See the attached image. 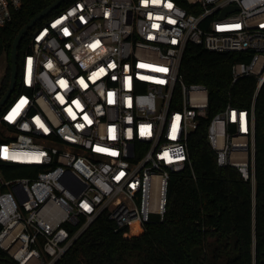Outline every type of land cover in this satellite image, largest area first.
<instances>
[{
  "label": "built area",
  "instance_id": "obj_1",
  "mask_svg": "<svg viewBox=\"0 0 264 264\" xmlns=\"http://www.w3.org/2000/svg\"><path fill=\"white\" fill-rule=\"evenodd\" d=\"M23 2L0 0V25ZM188 2L75 0L34 26L0 110V158L31 166L0 172V250L17 264H56L103 213L116 229L163 217L171 173L191 165L205 119L217 164L256 192L255 101L210 116L208 87L186 82L180 67L190 43L253 51L233 64V82L256 75L259 90L264 0Z\"/></svg>",
  "mask_w": 264,
  "mask_h": 264
},
{
  "label": "trees",
  "instance_id": "obj_2",
  "mask_svg": "<svg viewBox=\"0 0 264 264\" xmlns=\"http://www.w3.org/2000/svg\"><path fill=\"white\" fill-rule=\"evenodd\" d=\"M53 1L24 0L12 20L0 25V56L5 54L8 60L0 99L10 83L15 37L33 16ZM73 1L65 0L37 24ZM179 2L191 9L188 0ZM33 29L20 42L19 62L28 48ZM252 55L253 51L220 52L190 43L180 71L186 82L203 83L208 87L210 116L229 103L251 107L255 101L256 192L237 168L217 164L216 152L207 138L208 119H205L190 139L191 165L171 173L163 217L153 215L144 227L131 225L116 229L115 221L103 213L56 264H253L254 236L257 264H264V85L258 90L256 75L242 76L233 82L232 74L234 63L250 62ZM30 168V165L0 158V172L6 177L24 175ZM0 264L17 263L0 250Z\"/></svg>",
  "mask_w": 264,
  "mask_h": 264
},
{
  "label": "water",
  "instance_id": "obj_3",
  "mask_svg": "<svg viewBox=\"0 0 264 264\" xmlns=\"http://www.w3.org/2000/svg\"><path fill=\"white\" fill-rule=\"evenodd\" d=\"M65 0H55L50 5L46 6L43 10L38 12L35 16H33L29 22H27L19 31L17 36L15 37V40L13 42L12 46V53H11V78L10 83L8 86L7 91L4 93V95L0 99V110L2 107L6 104L8 99L10 98L13 90L16 87V82L19 75V69H20V62H19V45L23 37L29 33V31L38 23V21L45 16H47L52 10L57 8L62 2ZM234 7V6H230Z\"/></svg>",
  "mask_w": 264,
  "mask_h": 264
},
{
  "label": "rangeland",
  "instance_id": "obj_4",
  "mask_svg": "<svg viewBox=\"0 0 264 264\" xmlns=\"http://www.w3.org/2000/svg\"><path fill=\"white\" fill-rule=\"evenodd\" d=\"M7 69H8V60H7V56L4 54L0 56V86Z\"/></svg>",
  "mask_w": 264,
  "mask_h": 264
}]
</instances>
